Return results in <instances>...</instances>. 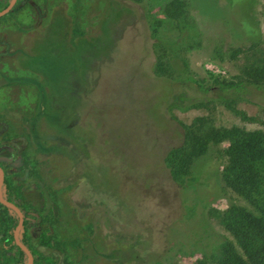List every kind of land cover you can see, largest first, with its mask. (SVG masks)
Masks as SVG:
<instances>
[{
    "label": "rangeland",
    "instance_id": "374dc122",
    "mask_svg": "<svg viewBox=\"0 0 264 264\" xmlns=\"http://www.w3.org/2000/svg\"><path fill=\"white\" fill-rule=\"evenodd\" d=\"M186 2L198 33L192 48L194 35L175 41L174 23L148 0H32L0 16V142L17 149L21 167L0 168L21 185L19 174L34 171L51 196L40 221L52 243L40 251L52 259L47 264H195L215 257L223 239L233 242L220 222L222 211L229 205L254 211L221 180L226 142L195 159L188 179L171 178L163 157L182 140L178 122L198 116L218 127L264 131V93L251 91L236 104L253 121L217 101L168 109L167 85L151 74L152 34L175 41L186 74L205 84L212 77L230 79L264 60V0ZM155 17L160 24L153 32ZM78 31L80 37H72ZM78 40L82 48L73 49ZM44 43L71 51L48 54L45 66L56 79L58 56L70 54L68 82H61L54 101L61 108L60 132L35 117L33 81L40 75L24 64ZM20 194L41 209L34 186H22ZM7 220L0 216V231ZM13 257L0 248V262L12 264Z\"/></svg>",
    "mask_w": 264,
    "mask_h": 264
},
{
    "label": "trees",
    "instance_id": "16d2710c",
    "mask_svg": "<svg viewBox=\"0 0 264 264\" xmlns=\"http://www.w3.org/2000/svg\"><path fill=\"white\" fill-rule=\"evenodd\" d=\"M32 0H16L13 8H18ZM149 5L157 7L162 16L174 23L175 41L191 40L192 45H198V33L190 20L187 18L186 0H148ZM8 0L0 5V10L5 7ZM160 19L155 17L150 22V28L153 32L157 31ZM80 37L79 31L72 37ZM153 61L151 74L158 82H163L167 86L165 92L169 95L166 107L180 106L188 107H206L213 101L219 102L224 108L238 116L242 120H257L256 117L246 115L236 104L241 99H247L251 91H260L264 93V60L259 64L250 62L240 74L230 79H218L212 77L209 84L193 78L186 74L187 64L185 60L177 55L172 49L175 41L161 39L152 34ZM154 40V41H153ZM55 42V40H54ZM51 43V42H50ZM50 43L42 47H37L32 55H27L24 59L25 66L33 69L40 75L39 81H33L38 90V100L36 105V118L41 116L43 120L55 131L61 130V108L54 101L62 93L60 86L67 84L70 65V54L59 55L62 64L60 72L56 79L50 80V73L47 74V55L56 51L71 52L70 49L58 43L57 50L53 51ZM56 44L57 43H53ZM82 41L72 43L75 47L82 48ZM62 48H61V47ZM52 50V51H50ZM71 60V58H70ZM69 64V67L67 65ZM73 64L78 65L73 59ZM50 66V65H48ZM50 69V68H49ZM179 71V72H178ZM70 79V78H69ZM17 81L15 79H10ZM20 81V80H19ZM62 82V84H61ZM174 118V117H172ZM182 129V140L179 144L171 146L165 152L163 157L164 164L168 169L169 175L173 179H188L190 175L191 164L195 159L204 155L210 145H216L223 142L227 144L223 148L225 162L223 163L220 177L227 188L243 198L254 211H250L242 206L229 205L221 212L220 222L224 229L230 234L233 242L223 239L218 254L215 257H206L199 259L195 264H209V260H214V264H264V131L246 130L244 128L232 125L229 127H218L209 124L208 121L198 116L193 118L188 124L178 122ZM67 127V124H65ZM65 127V129H66ZM33 142L39 145L35 134ZM10 146V145H8ZM8 147L0 145V154ZM16 150L10 146V157L15 156ZM1 160V155H0ZM4 162L0 161V165ZM16 177L13 174L4 175L1 183V196L14 203L24 215V219L31 218L30 213L37 211L32 205L26 203L21 196V188L35 186L39 188L42 199L43 211H39L44 216L51 205L50 197L45 186L41 183L39 177L32 170H27L23 179V184L16 183ZM0 208L7 213L8 223L5 236L1 239L3 251L5 253L15 254L13 263H24L26 255L14 242L12 236V227L16 224V217L13 210L0 203ZM25 226V221L22 227ZM19 240L26 244L27 240L19 236ZM48 236L42 233L39 237L40 244H48ZM238 247L236 249L234 244ZM34 263L47 264L50 257H41V253L35 249H30ZM8 262H0L7 264Z\"/></svg>",
    "mask_w": 264,
    "mask_h": 264
},
{
    "label": "flooded vegetation",
    "instance_id": "af4514ba",
    "mask_svg": "<svg viewBox=\"0 0 264 264\" xmlns=\"http://www.w3.org/2000/svg\"><path fill=\"white\" fill-rule=\"evenodd\" d=\"M0 145H3L5 147H8L9 150L7 148H5V151L4 152H1V162H4L3 165L5 164H12L13 166H18L19 167V164H20V157H19V154H18V151L16 148H14L16 150L15 152V156L13 158H9L11 155H10V146H8L7 144H5L4 142H0ZM2 166V165H0ZM21 168V167H19ZM17 169V168H16ZM26 169L25 168L21 174H19V176L21 175L22 176V181L24 179V177L26 176ZM37 175V174H36ZM4 176V175H3ZM38 176V175H37ZM39 177V176H38ZM3 179V177H2ZM40 179V178H39ZM41 181V179H40ZM1 183H2V180H1ZM1 183H0V187H1ZM41 183L43 184V182L41 181ZM44 185V184H43ZM45 186V185H44ZM35 187V186H34ZM36 188V187H35ZM46 188V186H45ZM46 191L50 197V200H51V196L46 188ZM36 193H37V197L39 198V203H40V210H37V211H34L32 213H30L31 215H33V217L31 218H26L24 219V215H23V212L20 210L21 214H22V222H21V225L20 227L18 228L17 230V233H16V237L17 239L19 240V236H21L22 238L26 239L27 240V243L29 244V247L24 244L26 246V248L30 251V249H35L36 251L40 252L41 249H46V250H50L52 248V243H51V239L49 237V232L47 229H42L41 228V225H40V221L45 217L46 215H48V212L52 206V200H51V205L49 206V209L47 210L46 214L44 216H41L40 213H38L39 211H41L43 209V206H42V199L40 197V191H39V188L37 187L36 188ZM0 196H1V190H0ZM2 197V196H1ZM3 198V197H2ZM4 199V198H3ZM6 200V199H5ZM11 202V201H10ZM14 204V203H13ZM15 205V204H14ZM16 206V205H15ZM17 207V206H16ZM35 209V208H34ZM13 210V209H12ZM36 210V209H35ZM43 211V210H42ZM7 213H12V212H9V211H4L3 209L0 208V216H2L3 214H7ZM13 213H14V216L16 217V224L12 227V236H13V233H14V230H15V227L17 225V222H18V219H19V216L17 214V212H15L13 210ZM25 221V226L22 227L23 225V222ZM7 223H8V220H7ZM6 230H7V224L4 226V227H1V231H0V248L3 250V246H2V242H1V239L5 236L6 234ZM8 231V230H7ZM36 231L35 234H33L34 232ZM42 233H45L46 236H48L49 240H48V244L47 245H42L40 244L41 242L39 241V237ZM13 239H14V236H13ZM20 241V240H19ZM15 242V240H14ZM21 242V241H20ZM22 243V242H21ZM16 244V243H15ZM17 245V244H16ZM18 246V245H17ZM19 247V246H18ZM20 248V247H19ZM21 249V248H20ZM25 253V252H24ZM31 253V251H30ZM6 254H10V253H6ZM15 257V254H11ZM26 255V253H25ZM32 255V253H31ZM28 261L27 259V255H26V259H25V262L26 263ZM34 263V259H33V255H32V263Z\"/></svg>",
    "mask_w": 264,
    "mask_h": 264
},
{
    "label": "water",
    "instance_id": "95a60500",
    "mask_svg": "<svg viewBox=\"0 0 264 264\" xmlns=\"http://www.w3.org/2000/svg\"><path fill=\"white\" fill-rule=\"evenodd\" d=\"M14 2H15V0H10L7 3V5L0 10V16L3 15L4 13H6L11 8V6L13 5ZM2 177H3V174H2V171L0 168V183H1ZM0 203L11 208V209H13L15 212H17L19 219H18L17 225L15 227L13 236H14L15 243L26 253L27 259H28V261L26 263H12V264H31L32 263V255H31L30 251L16 237L17 230L20 227L21 222H22V214H21L20 210L12 202L3 199L1 196H0Z\"/></svg>",
    "mask_w": 264,
    "mask_h": 264
}]
</instances>
